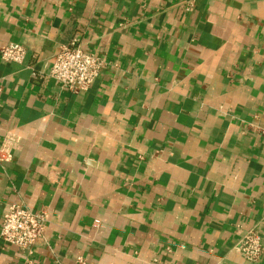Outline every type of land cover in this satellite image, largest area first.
Masks as SVG:
<instances>
[{"label":"crops","instance_id":"crops-1","mask_svg":"<svg viewBox=\"0 0 264 264\" xmlns=\"http://www.w3.org/2000/svg\"><path fill=\"white\" fill-rule=\"evenodd\" d=\"M0 0V222L44 216L0 264H264V0ZM105 60L88 91L33 81L60 46ZM30 253V254H29Z\"/></svg>","mask_w":264,"mask_h":264},{"label":"built area","instance_id":"built-area-1","mask_svg":"<svg viewBox=\"0 0 264 264\" xmlns=\"http://www.w3.org/2000/svg\"><path fill=\"white\" fill-rule=\"evenodd\" d=\"M196 0H186L183 8L190 12ZM26 50L19 44H8L0 48L2 63L23 66ZM106 62L101 57L84 52L75 42L60 46L54 54L51 64L40 71L32 70L33 81L46 80L57 86L60 91L77 95L88 91L92 83L105 68ZM264 138V127L260 130ZM21 137L8 132L0 146V163L9 162L21 145ZM44 239V216L29 211L23 205H9L0 222V243L5 247H14L21 251H30L37 241ZM234 253L245 262L256 264L262 254L261 237L256 228L246 231L232 247ZM30 254V253H29ZM83 263V259H77ZM24 264H29L28 262Z\"/></svg>","mask_w":264,"mask_h":264}]
</instances>
